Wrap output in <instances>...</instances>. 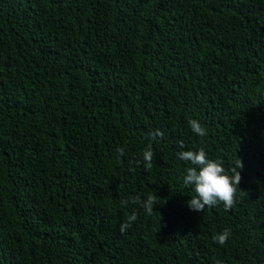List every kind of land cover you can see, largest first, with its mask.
Listing matches in <instances>:
<instances>
[{
    "label": "trees",
    "instance_id": "obj_1",
    "mask_svg": "<svg viewBox=\"0 0 264 264\" xmlns=\"http://www.w3.org/2000/svg\"><path fill=\"white\" fill-rule=\"evenodd\" d=\"M199 147L242 161L230 210L188 207ZM217 260L264 264V0H0V264Z\"/></svg>",
    "mask_w": 264,
    "mask_h": 264
},
{
    "label": "clouds",
    "instance_id": "obj_2",
    "mask_svg": "<svg viewBox=\"0 0 264 264\" xmlns=\"http://www.w3.org/2000/svg\"><path fill=\"white\" fill-rule=\"evenodd\" d=\"M190 129L193 133L203 138L208 134V130L200 121L191 119L188 121ZM151 140H155L158 136H163V133L156 130L149 133ZM179 147H184V141H178ZM118 159L125 156L123 148L116 149ZM178 157L181 160L191 163V167L186 169V174L183 176V185L185 187L192 186L195 192L194 196L187 202L191 210L197 212L204 211L205 208H213L218 204H223L225 210H230L236 203L237 191L244 193L238 188L241 181L240 172L237 170L243 167L242 161L239 158L234 167L231 169V174L225 169L224 161L222 159H211L204 147H199L198 150L180 151ZM154 151L151 142L143 151V163L146 169L153 166ZM133 163V161H129ZM139 164L140 161H135ZM156 194H149L146 199L141 200L139 197L132 199L133 204H139L145 213L151 215L155 208L154 206L159 202L156 199ZM121 206H127L129 201L122 199ZM156 211V210H155ZM136 212H132L128 218L119 226L121 233L131 228L132 224L137 220ZM231 234V229H224L221 233L213 236V241L219 245H224ZM215 264H223L222 261L217 260Z\"/></svg>",
    "mask_w": 264,
    "mask_h": 264
}]
</instances>
